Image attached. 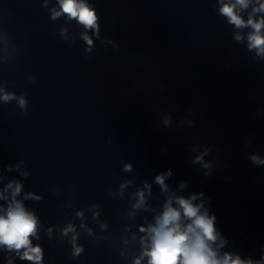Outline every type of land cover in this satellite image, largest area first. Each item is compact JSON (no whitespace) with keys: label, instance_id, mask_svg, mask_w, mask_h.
I'll use <instances>...</instances> for the list:
<instances>
[{"label":"clouds","instance_id":"clouds-1","mask_svg":"<svg viewBox=\"0 0 264 264\" xmlns=\"http://www.w3.org/2000/svg\"><path fill=\"white\" fill-rule=\"evenodd\" d=\"M236 2L242 6L247 5V0H236ZM60 4L62 12L67 13L70 18L78 19L85 27H95V13L82 0H60ZM234 7L235 5H225L221 8V12L237 27L243 26L245 21L234 13ZM259 10H264V4H261ZM59 14L55 13V15ZM247 24L255 29V32L249 36L250 47H255L264 53V36L260 35V29L264 28V20L253 22L249 18ZM84 38L89 44L92 43L88 37ZM8 98V96L4 97L5 100ZM23 103L24 101L21 100L22 106ZM200 159L201 157H197V160ZM252 159L258 160L255 156ZM128 168L130 169V166ZM170 174V171L166 173V175ZM156 180L163 186L164 175L157 176ZM16 191L19 192V185ZM140 203H143V193H140ZM177 203L179 208H173L170 202L165 205V210L157 217L155 226L140 229L142 232H147L151 240L150 248L145 249L143 253L148 257V264H252L251 261L245 262L239 257L232 259L228 254L222 259L217 258L209 244L210 241L214 242L217 239L214 228L215 217H209L207 213L202 214L200 206L193 205L191 200L178 198ZM182 217L187 218L190 223L182 224ZM36 226L35 217L27 213L19 203L15 207H9L7 214L0 216V245L16 250L25 248L27 250L21 259L39 264L41 249L39 246L31 247L29 240V237L35 233ZM79 251L80 249H77V253ZM136 264H140L139 259Z\"/></svg>","mask_w":264,"mask_h":264}]
</instances>
